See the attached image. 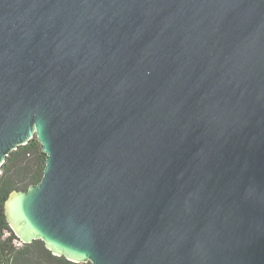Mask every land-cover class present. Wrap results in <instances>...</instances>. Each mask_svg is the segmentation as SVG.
Segmentation results:
<instances>
[{
    "label": "water",
    "instance_id": "water-1",
    "mask_svg": "<svg viewBox=\"0 0 264 264\" xmlns=\"http://www.w3.org/2000/svg\"><path fill=\"white\" fill-rule=\"evenodd\" d=\"M20 240L92 264H264V0H0V167Z\"/></svg>",
    "mask_w": 264,
    "mask_h": 264
},
{
    "label": "trees",
    "instance_id": "trees-1",
    "mask_svg": "<svg viewBox=\"0 0 264 264\" xmlns=\"http://www.w3.org/2000/svg\"><path fill=\"white\" fill-rule=\"evenodd\" d=\"M46 158L47 154L35 136L13 150L0 167V264H92L55 255L42 239L23 242L7 220L6 199L13 190H26L42 179Z\"/></svg>",
    "mask_w": 264,
    "mask_h": 264
}]
</instances>
